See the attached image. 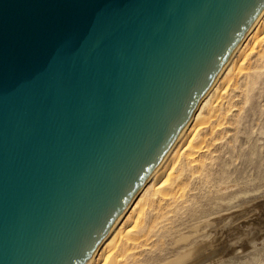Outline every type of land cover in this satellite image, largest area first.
<instances>
[{"label": "water", "instance_id": "95a60500", "mask_svg": "<svg viewBox=\"0 0 264 264\" xmlns=\"http://www.w3.org/2000/svg\"><path fill=\"white\" fill-rule=\"evenodd\" d=\"M264 49V0H0V264H106Z\"/></svg>", "mask_w": 264, "mask_h": 264}, {"label": "bare ground", "instance_id": "6f19581e", "mask_svg": "<svg viewBox=\"0 0 264 264\" xmlns=\"http://www.w3.org/2000/svg\"><path fill=\"white\" fill-rule=\"evenodd\" d=\"M260 80L264 82V49L106 264H227L229 259L226 258L229 255H220L223 246L232 241L230 239L236 232L240 234L248 225L237 223L235 200L242 194H248L249 189L241 185V180H231L232 178L222 174L219 176V171L216 172L215 166L221 161L217 162L219 153L216 154V151L219 146L216 143L220 144L219 139L222 140V135H225V131L228 132L221 126L227 122L231 123V120H234L233 114H238L232 110L233 106H242L249 102L251 92L260 84ZM230 110L234 113L232 112V119L227 121V113ZM234 124L236 125L235 122L230 125ZM232 131L236 130L233 128ZM247 196L251 194L245 197ZM212 198L219 200L215 201L216 210L207 212L205 207L212 202ZM250 214L249 208L245 216ZM224 229L226 234L222 237ZM235 241L237 242L236 239ZM258 263L255 260H247L240 264Z\"/></svg>", "mask_w": 264, "mask_h": 264}, {"label": "rangeland", "instance_id": "374dc122", "mask_svg": "<svg viewBox=\"0 0 264 264\" xmlns=\"http://www.w3.org/2000/svg\"><path fill=\"white\" fill-rule=\"evenodd\" d=\"M259 82L260 84H257V86L252 91L253 93L251 92L250 95L251 99L248 100L249 102L242 104V106L239 105L237 106L235 105L236 107L233 106L234 109L232 108V110L239 114V115L237 114L238 117L237 115L235 116V114H233V117L231 116L233 112L232 110H230L227 113V116H229L227 117V121L233 118L234 120H231V123L233 125V123L235 122L236 125L234 124L235 127L231 126L230 125L231 123H228L226 121L227 122L226 124L228 126L224 123L221 126V128L226 129L228 131V132L225 131V135L227 136L222 135L223 137L222 140L221 138L219 139V141H221L220 144L219 142L216 143L219 146L218 147L219 149L216 151L217 153L215 152L216 154L219 153L218 154L219 157H217V162L221 160L218 163L219 166L217 164L215 166L217 168L216 172L219 171L218 172L220 173L219 176H221L222 174L229 179L232 178L231 180H241L240 182L242 183L241 185L249 189L248 194L249 195L251 194V196L249 197L247 196L248 198L245 197L248 194L246 195L242 194V196L240 195L241 198L239 197L238 200H235V204H236L235 213L237 216L236 215L234 216L238 218L237 223H239L240 225L242 224L243 226H246L247 224L248 225L244 227L243 231L240 232V234L239 232L235 233L238 239L236 235L232 239H230L233 241L232 245H231L232 241H229V243L227 242L228 244L225 243L226 244L225 246L228 245L229 247L223 246L220 255L221 257L222 255L226 256L227 254L230 256V257L227 256L226 258V260L229 259L227 260V264L229 263L240 264L241 262L247 260H255L256 262H259L258 264H264L263 263L264 262V82L261 80ZM234 116L237 120H235ZM233 128L237 132L236 131L233 132L232 131ZM216 154L215 156H217ZM224 159L226 162L224 161ZM224 169L227 171H224ZM233 177L235 179H233ZM211 201L212 202H210L205 207L207 212L215 211L216 210L214 207L215 201L217 202L219 200L212 198ZM249 208L251 209V214L246 217L245 216L246 211ZM244 218L245 220H243ZM246 219H248L249 221ZM222 232L223 231L221 230V233ZM225 234L226 233L224 229V233L222 237H224ZM235 239L237 240V242L235 241ZM224 249H228V250L226 251ZM250 252L254 254L252 255V253ZM225 253L226 255H224ZM255 255H257V257Z\"/></svg>", "mask_w": 264, "mask_h": 264}]
</instances>
